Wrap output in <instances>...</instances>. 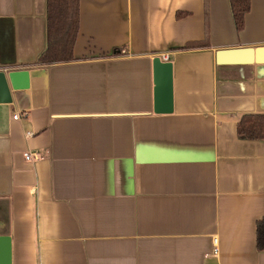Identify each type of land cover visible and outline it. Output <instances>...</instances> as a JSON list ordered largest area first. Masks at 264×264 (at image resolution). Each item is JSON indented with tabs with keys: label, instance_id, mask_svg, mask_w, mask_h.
Returning a JSON list of instances; mask_svg holds the SVG:
<instances>
[{
	"label": "crops",
	"instance_id": "1",
	"mask_svg": "<svg viewBox=\"0 0 264 264\" xmlns=\"http://www.w3.org/2000/svg\"><path fill=\"white\" fill-rule=\"evenodd\" d=\"M47 1L0 0V264H264V140L238 132L264 115V0L241 31L229 0H79L74 60L41 65ZM238 49L261 53L218 62Z\"/></svg>",
	"mask_w": 264,
	"mask_h": 264
},
{
	"label": "trees",
	"instance_id": "2",
	"mask_svg": "<svg viewBox=\"0 0 264 264\" xmlns=\"http://www.w3.org/2000/svg\"><path fill=\"white\" fill-rule=\"evenodd\" d=\"M238 31L245 26L251 0H229ZM48 45L39 59L41 65H52L74 60V46L79 33V0H48ZM180 16V15H179ZM208 47L206 42L193 43L182 50ZM241 136L250 140H264V115L243 117L238 126ZM257 248L264 249V218L257 223Z\"/></svg>",
	"mask_w": 264,
	"mask_h": 264
},
{
	"label": "water",
	"instance_id": "3",
	"mask_svg": "<svg viewBox=\"0 0 264 264\" xmlns=\"http://www.w3.org/2000/svg\"><path fill=\"white\" fill-rule=\"evenodd\" d=\"M259 50L253 49H238L219 51L217 59L219 63L225 61L239 62L256 61L255 57ZM252 55L254 58L252 59ZM243 56H249V58L243 59ZM154 66V113L155 114H171L173 112V66L170 62H163L160 58H155L153 62Z\"/></svg>",
	"mask_w": 264,
	"mask_h": 264
},
{
	"label": "built area",
	"instance_id": "4",
	"mask_svg": "<svg viewBox=\"0 0 264 264\" xmlns=\"http://www.w3.org/2000/svg\"><path fill=\"white\" fill-rule=\"evenodd\" d=\"M165 59H167V58H165ZM16 118H18V116H17ZM27 136H28V137H32L33 134H28ZM34 157H35V156H34L33 154H30V153H25V154H24V158H25V160H27V161H32V160H34V159H35Z\"/></svg>",
	"mask_w": 264,
	"mask_h": 264
}]
</instances>
